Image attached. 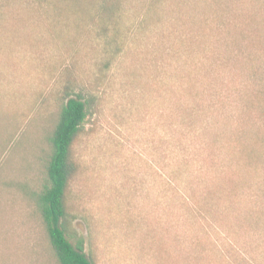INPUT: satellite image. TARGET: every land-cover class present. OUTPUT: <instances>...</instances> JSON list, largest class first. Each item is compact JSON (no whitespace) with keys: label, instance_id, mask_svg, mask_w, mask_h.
<instances>
[{"label":"rangeland","instance_id":"1","mask_svg":"<svg viewBox=\"0 0 264 264\" xmlns=\"http://www.w3.org/2000/svg\"><path fill=\"white\" fill-rule=\"evenodd\" d=\"M102 1L0 0V118L13 123L0 138V264H59L38 196L71 98L87 117L71 153L66 228L93 264H264L262 230L239 225L232 206L221 211L215 193L233 122L213 118L229 134L226 152H214L202 150L191 115L211 118L214 97L239 114L255 109L231 99L264 90V0H120L107 15ZM255 122L243 117L251 173L225 184L242 211L251 193L264 195Z\"/></svg>","mask_w":264,"mask_h":264},{"label":"trees","instance_id":"2","mask_svg":"<svg viewBox=\"0 0 264 264\" xmlns=\"http://www.w3.org/2000/svg\"><path fill=\"white\" fill-rule=\"evenodd\" d=\"M79 1V0H77ZM120 7V0H103L101 5V13L107 15L108 13H115V11ZM239 56H222V63L224 61L225 65L234 63ZM208 78L205 77V81L208 83ZM250 92V90H248ZM240 93V92H238ZM233 95L229 93L226 97L231 98ZM262 97L260 101H256V98ZM215 98L210 106V109L215 111V114L210 118L208 116L204 117V122L201 118V114H198L197 109L191 111L192 118L194 122H201L202 126L200 128V133L202 135V150L210 149L211 151L216 152L217 150L226 152L228 145L224 144V135L230 134L231 144H236L235 149L231 153V157L228 160V163H223L227 167V172L222 176L216 184H222L220 187L215 188V193L217 195V202L221 206V211H231V206L239 213L237 219H239V225L245 229L250 230H262V233L259 237L256 236L258 242L263 243L264 235V195L260 196L259 193H251L252 204L246 211H242L239 206L240 204H235V198L231 195L236 194L231 188H227L225 184L233 185L237 175L245 170L253 168V157L252 154L255 152L253 149L250 150L251 155L249 161L244 159V155L247 151L246 142L247 135L245 134L243 123V117H246L250 113L256 115V126H261L259 129L260 135L263 137L261 139V144L259 143L258 137L252 140V145L259 143L260 146L264 147V90H258V92H253L252 97L245 94H239V96L234 95V98L231 101L239 102L243 101L244 104H249L255 109L245 110L242 108V113L239 114L240 106H235L234 103H229L230 107H225L226 99L224 102L215 103ZM223 105L221 108L220 106ZM237 108V109H236ZM231 109V111H230ZM220 111V113H219ZM246 111L249 113L246 115ZM259 114V117L255 113ZM218 113V115H216ZM246 115L244 116L243 115ZM87 117L86 104L80 99H69L63 106L60 112V116L57 122V125L54 129L53 135L51 137V154L46 164V175L47 183L44 186V189L38 196V210L42 217L44 227L47 231V237L50 243V247L53 250L56 259L59 264H93L85 251V242L81 237H76V243L71 242L70 234H68V229L66 228V218H67V209H66V195L70 185V182L76 172L75 165L72 161L71 153L72 148L81 132L83 123ZM197 118V119H196ZM213 118L217 119L216 122H225L227 125L228 120L233 122L228 128L223 129L221 126H217ZM260 120V122H259ZM5 122V129H3V134L0 135V138H3L4 133L11 132L13 123L6 117H1L0 122ZM261 123V124H260ZM0 129L3 127L0 123ZM228 126V125H227ZM258 126V127H259ZM8 135V134H7ZM256 136V135H255ZM212 140L210 143L209 140ZM247 139V140H245ZM0 143V147H1ZM219 145V146H218ZM250 148V147H249ZM246 149V150H245ZM234 155V157H233ZM262 154L260 157H263ZM3 165V164H2ZM1 165V166H2ZM259 167L264 166L261 164H254ZM0 166V167H1ZM225 167V166H222ZM223 171V168L220 170ZM251 173L250 170H246ZM243 171V175L248 177V173ZM3 172V169H0V173ZM253 176L255 177L256 173H260V170L257 169L253 171ZM227 174H230L227 175ZM263 179V178H262ZM261 179V180H262ZM259 182L254 186L257 187ZM223 185L225 188H223ZM262 188L264 187V181L261 182ZM225 204V207L221 203ZM229 215V214H228ZM262 248V247H261ZM261 258H264V250L261 253ZM243 259V257H242Z\"/></svg>","mask_w":264,"mask_h":264}]
</instances>
